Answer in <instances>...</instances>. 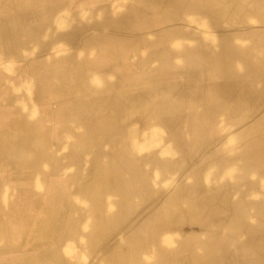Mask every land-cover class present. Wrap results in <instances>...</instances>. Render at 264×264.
Here are the masks:
<instances>
[{
	"label": "bare ground",
	"instance_id": "6f19581e",
	"mask_svg": "<svg viewBox=\"0 0 264 264\" xmlns=\"http://www.w3.org/2000/svg\"><path fill=\"white\" fill-rule=\"evenodd\" d=\"M256 1L0 15V264H264ZM75 18L93 28L71 48Z\"/></svg>",
	"mask_w": 264,
	"mask_h": 264
},
{
	"label": "rangeland",
	"instance_id": "374dc122",
	"mask_svg": "<svg viewBox=\"0 0 264 264\" xmlns=\"http://www.w3.org/2000/svg\"><path fill=\"white\" fill-rule=\"evenodd\" d=\"M68 1L69 0H33V1L32 0H9V2H8V0H0V15L6 16L8 19L11 18L10 20H14V19L20 18L22 16L30 15L29 20H31L33 18H37L39 20L41 19V21H42L45 18L51 17V15L48 14V12L51 10V8L60 7L62 9L63 13H66L67 11H64V10L67 9V7H68V3H67ZM89 1H91V0H74V4L72 5V8H71L72 9L71 15H74V16L77 15L76 13H74V10L76 9L77 5L86 4L85 2H89ZM93 1H97V0H93ZM42 2H44V3L42 4ZM94 4L97 5L98 3L95 2ZM27 5H31V6L27 7ZM20 8H21V10H20ZM6 11H9L10 13L8 15L4 14ZM32 11H34L35 16L29 13ZM44 14H46V15H44ZM32 16H34V17H32ZM67 16H70V14H68ZM63 17H65V15L60 16V14H59V17H57V19L61 20V19H63ZM69 21H71L72 27L75 26V29H73V28L71 29L70 24L65 25V28H63V29L64 30L69 29L70 32H68V33H71L68 36V39H67L68 41H66V42L69 45H71V48H73V47L75 48V46L78 48V46L81 45V43L83 42V39L92 33V28H93L92 25L93 24H91V21H83L82 18H75L74 20H69ZM39 29L40 30L38 32L41 36H47L46 31H42V30H44L43 23ZM99 29H100V27L95 28V31L98 32ZM83 33L87 34V35H84ZM67 35L68 34H66V36ZM80 35H82V36H80ZM0 47H1V44H0ZM71 48H69V49H71ZM5 57H6L5 54L0 49V64L3 62V59ZM6 63H9V62H6ZM117 77H118V75H117ZM1 85H4V80H2V81L0 80V86ZM216 129H218V128H216ZM218 137H221L220 133H216V134H210L209 133V134L202 135L199 138H198V136H196L197 139H195V141H193L189 146V149L187 152V157H192V156L197 157L198 154L201 155L202 157L208 155V153L210 152V146H208L209 142L214 140V138H218ZM197 149H200L199 152H196ZM161 193H163L162 190H161L160 194ZM152 201H154V199H152L151 202ZM137 214H135V215H137ZM173 250L174 249L172 248L170 251L171 255H172V253H174ZM173 258H175V257L173 256Z\"/></svg>",
	"mask_w": 264,
	"mask_h": 264
},
{
	"label": "crops",
	"instance_id": "0c3cea01",
	"mask_svg": "<svg viewBox=\"0 0 264 264\" xmlns=\"http://www.w3.org/2000/svg\"><path fill=\"white\" fill-rule=\"evenodd\" d=\"M256 3H261V4H263L264 3V0H257L256 1ZM257 23V22H256ZM255 22L253 23V24H255V26L254 27H258L259 25H258V23L256 24Z\"/></svg>",
	"mask_w": 264,
	"mask_h": 264
}]
</instances>
